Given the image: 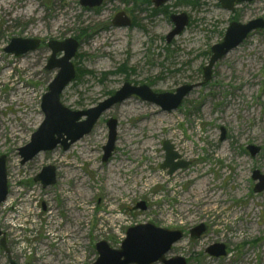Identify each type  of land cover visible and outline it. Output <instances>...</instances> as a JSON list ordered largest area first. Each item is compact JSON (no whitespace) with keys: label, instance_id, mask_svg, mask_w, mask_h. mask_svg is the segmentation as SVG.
Wrapping results in <instances>:
<instances>
[{"label":"rangeland","instance_id":"obj_1","mask_svg":"<svg viewBox=\"0 0 264 264\" xmlns=\"http://www.w3.org/2000/svg\"><path fill=\"white\" fill-rule=\"evenodd\" d=\"M80 1L0 0V158L7 159L9 187L0 228L13 258L19 264H94L98 243L120 250L129 229L152 224L184 234L167 260L264 264V192H254L252 176L264 175V30L251 33L217 63L212 81L195 89L178 110L163 112L133 97L105 112L68 151L58 147L25 165L19 156L45 120L42 98L59 72L46 70L51 41L79 43L72 60L76 78L61 102L72 111H87L126 82L157 93L203 84L211 48L223 42L231 23L264 20V0L238 5L233 13L219 0H173L161 8L153 0H105L94 9ZM121 12L131 27L113 25ZM182 13L190 25L168 44L170 17ZM13 39L40 40L41 46L15 57L5 53ZM112 119L118 122L117 144L104 163ZM165 142L189 168L173 176L161 169ZM251 146L261 149L258 156L250 155ZM49 166L56 168L57 182L45 189L35 178ZM71 172L78 178L69 180ZM82 179L88 184L81 186ZM212 191L223 200L210 204L205 196ZM139 204L147 209H137ZM50 212L54 225L83 215L80 234L66 248L50 238ZM201 225L207 230L193 239L191 231ZM57 235L63 236V229ZM216 245L224 246V257L207 253ZM0 264H8L1 247Z\"/></svg>","mask_w":264,"mask_h":264},{"label":"water","instance_id":"obj_2","mask_svg":"<svg viewBox=\"0 0 264 264\" xmlns=\"http://www.w3.org/2000/svg\"><path fill=\"white\" fill-rule=\"evenodd\" d=\"M105 0H81L80 4L85 8H100ZM173 0H153L156 8L168 5ZM255 0H219L220 5L227 11L233 13L238 5L252 3ZM190 18L187 14L182 13L170 17L174 25L173 31L167 36L168 44L181 36L190 24ZM113 25L119 28L131 27L132 21L125 13H119L113 20ZM264 30V20L258 19L251 21L246 25L240 23H231L225 33L222 43L215 45L211 49L209 63L203 68V84L184 85L178 88L174 93H157L147 85L135 86L126 82L122 88L117 91L111 98L100 103L97 107L87 111H72L65 107L61 102V96L67 86L76 78V70L72 60L76 57L79 43L74 39H68L63 42L51 41L49 48L52 52L51 58L46 66L47 71L59 70L56 78L49 85L48 93L42 98L41 109L45 120L40 128L31 138V142L24 148L19 149L21 164L25 165L35 159L41 153L55 151L62 147L68 151L75 143L89 135L103 114L112 107L131 99L138 97L142 101L157 106L163 112L171 113L178 110L184 100L192 92L210 83L213 79L214 68L217 63L226 58L228 54L235 51L242 45L248 36L257 31ZM41 46L40 40L13 39L10 45L5 49V53L15 57H22L28 53L37 51ZM59 54H63L58 58ZM82 119H85L82 121ZM108 143L104 147L103 162L108 163L112 158L118 138V122L109 120ZM227 134L222 129V141L226 140ZM163 149L166 153V160L161 169L168 170V175L173 176L179 170L190 167L189 162H177L180 158L175 152L174 147L165 142ZM250 155L258 156L260 148L251 146L248 148ZM7 159L0 158V210L2 205L7 201L9 196ZM255 184L254 192L257 194L264 192V175L259 171L253 173ZM36 183H40L43 188H48L56 184V168L45 167L42 172L35 178ZM137 209L145 211V204H139ZM207 228L204 225L191 231L193 239H199L205 233ZM184 234L180 231H170L157 228L152 224L140 225L131 228L126 233V239L122 243L120 250H113L107 242H100L96 245L99 258L94 264H187L183 258L166 259V255L172 250L173 246L180 242ZM0 247L7 256L8 264H19L12 256L11 250L7 244L6 234L0 228ZM211 256L217 258L226 255L224 246L216 245L207 250Z\"/></svg>","mask_w":264,"mask_h":264},{"label":"bare ground","instance_id":"obj_3","mask_svg":"<svg viewBox=\"0 0 264 264\" xmlns=\"http://www.w3.org/2000/svg\"><path fill=\"white\" fill-rule=\"evenodd\" d=\"M141 148V147H140ZM142 150V149H141ZM137 151V150H136ZM140 153L139 151L137 153H134L136 154V156H138ZM69 170V169H68ZM69 174V180L70 178H78V174H76V172H71V173H68ZM197 181L199 180L197 177H196ZM204 179V178H203ZM193 179H191L192 181ZM195 180V179H194ZM193 180V181H194ZM201 180V179H200ZM81 186L82 185H87L88 182L84 181L83 179L79 181ZM199 182V181H198ZM202 183H204L203 185H205L206 183V180H201ZM109 192V191H108ZM212 194H207V196H205V199L211 204V203H214V202H221L223 199V195H219L218 192H214L212 191L211 192ZM111 194V193H110ZM87 194L85 193L83 195V200L86 201L87 200ZM204 198V197H203ZM9 202V201H8ZM87 203H85L83 205V207L86 205ZM111 208V207H110ZM85 209V208H84ZM82 213L79 214V215H74L72 216V222L70 224H63V223H59V224H56L54 225L53 224V221H55V215L54 213H49L48 215V218H49V225L51 226L52 230H53V233L52 235H50V238L58 244V246L60 248H66L69 244H71L72 242L75 241V238L78 237V235L80 234V230H79V222L81 221L82 219ZM59 229H63V236L61 235H57V233L59 232ZM70 235H68V234ZM65 239H70V240H65ZM63 240V242L61 243V241ZM65 240V241H64ZM42 250V249H41ZM42 254H41V258H43L44 255H46V251L43 252L41 251Z\"/></svg>","mask_w":264,"mask_h":264},{"label":"flooded vegetation","instance_id":"obj_4","mask_svg":"<svg viewBox=\"0 0 264 264\" xmlns=\"http://www.w3.org/2000/svg\"><path fill=\"white\" fill-rule=\"evenodd\" d=\"M130 19V18H129ZM131 20V19H130ZM132 21V20H131ZM132 24H133V22H132Z\"/></svg>","mask_w":264,"mask_h":264}]
</instances>
